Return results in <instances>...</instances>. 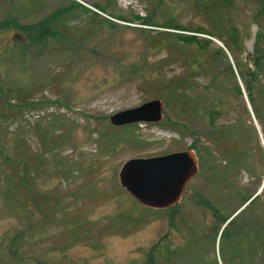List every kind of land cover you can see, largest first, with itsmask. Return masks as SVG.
I'll list each match as a JSON object with an SVG mask.
<instances>
[{"label":"rangeland","instance_id":"1","mask_svg":"<svg viewBox=\"0 0 264 264\" xmlns=\"http://www.w3.org/2000/svg\"><path fill=\"white\" fill-rule=\"evenodd\" d=\"M213 1L0 0V21L28 2L32 21L60 11L43 45L0 30V264H147L149 253L155 264L264 263V126L233 66L236 55L252 68L264 0ZM230 29L237 45L226 48ZM151 98L162 101L160 121L108 122ZM192 140L197 172L172 216L119 185L124 160ZM246 196L255 202L219 244L212 210L226 216Z\"/></svg>","mask_w":264,"mask_h":264},{"label":"water","instance_id":"2","mask_svg":"<svg viewBox=\"0 0 264 264\" xmlns=\"http://www.w3.org/2000/svg\"><path fill=\"white\" fill-rule=\"evenodd\" d=\"M162 115V101L151 98L113 112L107 120L113 126L156 123ZM196 172L197 158L194 151L187 148L149 157L128 158L121 163L117 177L119 185L140 205L165 209L179 202L185 184ZM246 202L222 223L220 230Z\"/></svg>","mask_w":264,"mask_h":264},{"label":"trees","instance_id":"3","mask_svg":"<svg viewBox=\"0 0 264 264\" xmlns=\"http://www.w3.org/2000/svg\"><path fill=\"white\" fill-rule=\"evenodd\" d=\"M210 2H214L213 0H210ZM100 8V7H99ZM35 8L32 3L28 2L27 4L20 5L14 10V13H10L6 17H4L3 20L0 21V30H6L9 28H14L16 30H19L21 33L25 35L26 43L28 45H43L44 42L48 37H53L54 31L52 28V20L56 19L59 16L60 11L53 10L48 15L36 20L32 21L30 18L34 15ZM257 11H264V3H261ZM25 19L26 22H21V20ZM143 24H153L148 19H142ZM154 26H160V27H166L165 25H156ZM173 28L175 29H181L184 30L183 27L179 25H175ZM197 32H199L201 29H194ZM160 33V32H159ZM208 34V33H207ZM264 43V36H261L259 33H256L254 45L252 52L249 54V58L251 60L252 68H249L247 66H242L240 60L237 58L236 55L233 57V66L235 70L238 73V77L242 80L244 85V91L247 99V103L250 106V111L252 112V115L258 120V122L264 126L263 124V112H264V84L258 83L259 75H264V44L261 48L260 44ZM226 48H229V45L232 43L233 45H237L236 42V35L235 30L230 29V32L228 33V38L224 39V42H222ZM218 51L222 53V49L220 47H217ZM232 48L230 47V50ZM213 55L209 56L208 54L203 56V61L210 64L213 61ZM228 66V65H227ZM229 70L231 71V68L228 66ZM232 72V71H231ZM230 72V73H231ZM232 75V74H231ZM259 85V87L257 86ZM234 89L237 95L240 94L239 86L235 83ZM185 90H183L181 93L184 94ZM180 95V94H178ZM164 102L165 99L163 98ZM192 102L191 98L187 95L183 96V100L178 103V113L180 115L187 116L189 114L188 111V105ZM210 119V114H209ZM129 125V124H128ZM183 129H187V126L182 125ZM263 139H264V133H263ZM190 149H198L197 151H200L202 147H199L197 145L196 141H193L189 143ZM183 194V193H182ZM182 196V195H181ZM256 197L253 196H246L242 199L241 204L239 207L245 203L246 204L237 212L239 213L242 211L246 206L250 207L255 202ZM137 204H139L136 200H134ZM180 201V200H179ZM178 203L165 208L168 210L169 215L172 216L175 206ZM140 205V204H139ZM143 206V205H141ZM211 207V205H208ZM145 207V206H144ZM238 207V208H239ZM237 210V209H236ZM234 210V211H236ZM214 216L218 219L219 224L221 225L228 217H230L234 211L228 215H221L216 209H213ZM236 213V214H237ZM234 214L224 226H228V228L234 223H236V219L234 217L236 216ZM223 226V227H224ZM235 231H238V229H233L232 231H228L226 228H222L218 234V243L221 244V242H225L229 240ZM16 238H20L19 235L15 236V238L12 241V249H15L17 247V240ZM237 241V240H236ZM236 244H241L240 241H237ZM241 248V247H240ZM236 254H240V249L236 248L235 246ZM221 250V249H220ZM147 264H155L152 258V254H148L147 258ZM224 264H232L231 261H226ZM264 264V263H262Z\"/></svg>","mask_w":264,"mask_h":264}]
</instances>
